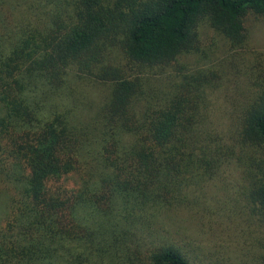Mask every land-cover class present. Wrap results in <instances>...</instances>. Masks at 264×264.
I'll list each match as a JSON object with an SVG mask.
<instances>
[{
    "label": "trees",
    "instance_id": "trees-1",
    "mask_svg": "<svg viewBox=\"0 0 264 264\" xmlns=\"http://www.w3.org/2000/svg\"><path fill=\"white\" fill-rule=\"evenodd\" d=\"M249 11L264 0H0V264H191L162 215L233 159L264 220V81L224 139L213 73L141 71L195 51L202 19L239 46Z\"/></svg>",
    "mask_w": 264,
    "mask_h": 264
},
{
    "label": "rangeland",
    "instance_id": "rangeland-1",
    "mask_svg": "<svg viewBox=\"0 0 264 264\" xmlns=\"http://www.w3.org/2000/svg\"><path fill=\"white\" fill-rule=\"evenodd\" d=\"M243 27L242 44L234 46L202 19L195 51L168 67L141 70L154 77L180 70L184 74L213 73L214 89L208 91L203 112L206 128L216 130L224 139L227 129L237 126L249 99L254 98L257 88L253 83L264 81V17L249 11ZM120 59L121 67L128 70V61ZM129 69L132 74L140 72L135 65ZM89 90L88 97L96 100L98 90ZM247 170L241 158L225 163L183 205L162 215V234L191 264H264V220L252 216L247 205ZM5 203L6 196L0 194V226Z\"/></svg>",
    "mask_w": 264,
    "mask_h": 264
}]
</instances>
